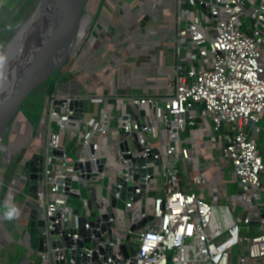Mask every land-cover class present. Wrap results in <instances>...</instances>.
<instances>
[{"label": "built area", "instance_id": "2783aa9c", "mask_svg": "<svg viewBox=\"0 0 264 264\" xmlns=\"http://www.w3.org/2000/svg\"><path fill=\"white\" fill-rule=\"evenodd\" d=\"M203 6L208 8L205 13ZM175 8L173 93L163 98L130 97L129 104L141 107L144 115L126 111L114 116L126 137L116 147L104 142L112 131L113 112L103 111L98 122L85 117V109L83 118L74 117L73 101H96L97 96L71 94L60 88L49 95V133L40 152L43 163L38 191L45 224L37 235L44 237L47 250L39 251L31 245L32 201L24 168L16 174L20 185L10 197L8 193L4 197L8 211L20 210L12 218L26 220L20 243L29 252L31 264H91L94 251L101 254L99 249L92 248V242L85 244L89 249L81 263L71 257L79 238V218L89 221L94 212L97 216L108 214L113 198L117 205L113 207L115 217L109 218V222L117 240L109 243L110 254L107 250L102 253L105 260L101 264H232L234 256L239 264H264V215L261 226L255 228L257 233L251 237L242 233L249 229V218L245 227L236 221L223 229L214 226L215 206L190 184H184L186 172L177 167L182 161L190 163L194 159L187 144V139H193H184L181 134L188 128V118L201 117L203 122L198 126L207 129L215 151L231 168L240 190L234 199L244 206V211H251L255 207L252 199L264 192V159L252 134L264 129L260 125L264 116V0H175ZM244 19L253 22L245 27ZM196 103L202 105L201 111L194 107ZM234 129L235 136L225 146L222 136ZM217 131L224 134L217 135ZM67 139L75 141L76 157L68 154ZM129 139L134 149L130 148ZM135 140L141 150L136 148ZM83 152L85 158H81ZM133 155L136 157L130 158ZM13 157L14 154L7 153L4 163ZM131 167L138 171L137 180L129 173ZM151 168L153 173L149 172ZM120 174L124 178H119ZM3 179L0 176V194ZM128 184L132 185V192L126 189ZM191 184L207 183L198 174ZM81 188L86 190L85 195ZM149 191L156 193L151 211L145 204ZM20 193L25 194L26 200L17 207L15 196ZM73 197L80 201L81 208ZM120 203L123 208H119ZM148 216L152 219L138 231H130L132 224ZM89 229L92 230L91 225L86 223V230ZM64 234L71 236L72 247L53 249L52 241L60 240ZM129 234L136 237L138 247L134 255L125 259L121 245H128ZM102 237L107 238V232ZM90 238L97 236L91 234Z\"/></svg>", "mask_w": 264, "mask_h": 264}, {"label": "crops", "instance_id": "0c3cea01", "mask_svg": "<svg viewBox=\"0 0 264 264\" xmlns=\"http://www.w3.org/2000/svg\"><path fill=\"white\" fill-rule=\"evenodd\" d=\"M87 5L81 35L79 34L77 54L69 60L66 69L62 68L58 77H55L58 89L60 88L63 92L88 93L98 97L96 101L86 100L85 102V112L87 104L90 107L85 114L88 119L93 118L98 122L103 111L113 112L112 131L104 142L116 147V144L123 142L126 137L118 129L114 116L126 111L144 115L141 107L129 104L130 97L152 95L163 98L173 93L176 78L173 42L176 27L175 0H93ZM19 8L15 9L19 10ZM2 19L0 27L8 28L9 20H5V15ZM46 97L44 112L38 119L37 128L30 122L28 116L21 114L10 129L9 148L12 150L5 152L0 149V156L3 153L5 157L7 153L10 156L14 154L12 161L8 159L9 164L4 163L5 159L0 163V171L5 170L0 172L4 180L13 161L19 159L17 161L20 164L25 163L36 153L42 152L45 147L49 133V122H47L49 95ZM30 106L32 108V105ZM260 125L264 127V116ZM189 130L193 132L188 138L193 140L187 139V144L194 159L190 163L187 161L180 163L182 170L186 172L183 176L184 184H190L196 193L201 194L215 206L214 226L226 228L233 222H238V214L244 211V206L234 199L240 193L236 178L229 165L218 155L209 141L207 129L201 126L198 129ZM198 130L204 131L205 136L195 135ZM252 134L258 142L264 159V129ZM69 141L74 140L67 139L66 143ZM128 142L130 148L134 149L132 140L129 139ZM73 143L72 150L76 152L77 146L75 141ZM226 170L231 172L230 180L225 179ZM16 174L12 176L13 179L16 178ZM198 174L203 175L206 185L191 184L193 177ZM12 178L5 191L9 197L14 193L12 192L14 188L18 187L13 186ZM10 187H12L11 190ZM229 189H234L237 193L234 194ZM258 196L262 200L261 193ZM17 203V207H20L21 202L17 201ZM256 203L252 211L263 209V201ZM7 212H9L8 209L5 213H0L2 216L0 217L2 264H31L29 252L23 249L20 243L23 226L19 230L16 219H7ZM252 228L249 226V229H245L244 235L249 234ZM232 264H239L236 256Z\"/></svg>", "mask_w": 264, "mask_h": 264}, {"label": "water", "instance_id": "95a60500", "mask_svg": "<svg viewBox=\"0 0 264 264\" xmlns=\"http://www.w3.org/2000/svg\"><path fill=\"white\" fill-rule=\"evenodd\" d=\"M90 0H40L37 8H41V5L45 3L47 5L48 15H52L54 18V24L52 29L47 32V34H53L55 31L59 33L58 42L56 45H50L48 38H43L42 44L40 47L41 50L36 58L30 60L28 63L20 64L19 66L9 67L6 72L0 74V147L3 150L10 149L6 146H3L4 139L8 138L10 129L12 128L15 120L19 114L23 113V106L28 101L29 96L34 93V90L39 86L47 83L50 79L58 75L59 71L67 65L69 60L76 56L77 50L79 47L78 39L83 24V18L86 14V6ZM209 1V0H204ZM213 2L215 0H212ZM49 2V3H48ZM203 12L205 13L208 8L203 6ZM253 22L251 19H244V26L248 27L249 23ZM51 26V25H50ZM51 28V27H50ZM184 65V62L181 64ZM6 84V85H5ZM84 107L85 101L75 100L71 104V108H76L75 118H83L84 116ZM194 107H197L199 111L202 110V105L196 103ZM143 114V113H142ZM194 121V124L190 122ZM203 122L201 117H196L195 119H187V127L189 129H198V124ZM223 127H221V130ZM237 130L234 129L230 132H226L223 136L225 146H229V140L233 139ZM217 141H220V138L216 137ZM136 148L142 149V147L134 141ZM57 153V152H56ZM85 152L82 153L81 158H85ZM136 157V155L131 156L130 158ZM150 161V159H149ZM42 163L43 155L41 153H36L31 159H27L24 169L27 172V177L29 180L28 186V196L30 197L31 204V214H30V232L33 235L31 240V245L34 249L39 251L47 250V247H44V237L37 236L39 232L44 230V222L41 219V207L39 205V182L42 179ZM89 164V161L87 162ZM138 163V161H137ZM77 169V165H76ZM129 173L138 179V171L131 167L129 168ZM153 168L149 170L150 173H153ZM64 174H66L65 169H63ZM119 178H124V175L120 174ZM118 182H121L119 179ZM62 188V187H60ZM68 188L66 187V190ZM126 189L129 192L133 191L132 185H126ZM93 195V200H96L95 189L91 190ZM75 196V195H72ZM263 196V197H262ZM77 197V196H75ZM260 196H257L255 199H252L253 206H256V202H264V192ZM117 205L116 198H113L112 206L108 208V214L102 216H95L89 221L86 218H79V229L78 234L79 238L76 241V248L71 252V257L77 262H82V256L88 251V247L85 244L92 242V248L99 249L101 254L99 255L94 251L91 264H101L105 258L104 253L108 251L110 254L112 249L109 243H114L117 240L115 232H113L112 225L109 222V218H114L113 207ZM89 207L92 209V200L89 201ZM77 213V211H75ZM264 215L263 209L258 210H245L238 214L237 221L239 223H245L246 219L249 218V226L253 228H258L261 226L260 219ZM152 219L151 216H148L147 219L139 221V223L132 224L130 226L131 232H136L141 228L144 223ZM86 223L91 225V229L86 230ZM100 228V229H99ZM108 237H102L103 233H106ZM91 234H95L97 238H90ZM127 243L121 245V252L124 255V258L127 259L131 255H134L136 252V237L132 234L127 235ZM71 236L64 234L60 240L52 241L51 246L53 249H69L72 246L70 242ZM64 252H62L63 254ZM103 253V254H102ZM58 254V253H57Z\"/></svg>", "mask_w": 264, "mask_h": 264}, {"label": "rangeland", "instance_id": "374dc122", "mask_svg": "<svg viewBox=\"0 0 264 264\" xmlns=\"http://www.w3.org/2000/svg\"><path fill=\"white\" fill-rule=\"evenodd\" d=\"M92 1L93 0H90L89 3H91ZM39 2H40V0H0V18H1L0 22H3L2 18L5 15L6 16L5 20L8 19L9 23H10V25H7L8 28L4 27V26H3V28L0 27V38L2 35V38L0 39V52L7 45V43L12 39V37L15 35V33H17L18 30L25 24V22L27 21L29 16H31V14L35 10V8L38 6ZM16 7L17 8L20 7L19 10H16L15 9ZM86 9H88V5L86 6ZM192 11H193V9H192ZM6 28H7V31H5ZM67 65H65L63 68L66 69ZM54 79L55 78H52L47 83L36 88L34 90V93H32L29 96L28 101L25 103V105L22 108L23 113L30 118V122L33 123L36 128L39 124L38 119H39V117L42 116V114L44 112L45 99L47 98L46 96L51 95L53 92H55L58 89L57 81L55 82ZM52 85L54 86L53 88H52ZM27 105H28V107H27ZM30 105H32V108ZM89 108L90 107L87 104L86 112H88ZM19 115H21V114H19ZM226 127L228 128V126H226ZM191 132H193V131H190L189 128H187L185 130V132H183L181 134L182 138L185 139V137H189ZM199 134H202V137L205 136L204 131L198 130V132L195 135H199ZM223 134H224V132L217 131V135H223ZM73 142L74 141L67 142L66 146L68 149V154L76 157L77 156L76 152H73V150H72V148L74 146ZM3 146H6L9 148V136H8V138L4 139ZM0 149H2V147H0ZM9 151H11V150H9ZM3 154H2V156H0V158H1L0 163L6 158L5 154L4 155ZM17 160H19V159H16L15 161H13L12 164L9 166V169L7 170V174L5 175L6 179L5 180L3 179L2 198H1V194H0V202H1L0 203V213H2V214L5 213L6 210L8 209L7 206L5 205V198L4 197L6 196L5 191L7 190V187L9 186L10 180H11L12 176L14 175V173L16 174V173L22 171V169L24 168L25 163H26V162L25 163L22 162L20 164V162H18ZM177 167L182 172L181 165L178 164ZM115 169L117 171L118 167H116ZM4 171L5 170L0 171V172L2 173ZM22 172L27 173L25 171V169H23ZM0 176H2V175H0ZM2 177L4 178V176H2ZM225 179L226 180L231 179V172L229 170H226ZM12 180H13V182L12 181L11 182L13 183V186H15V187L19 186L20 181L17 178H15V179L12 178ZM150 186H154V184H152ZM81 190H82V195H85L86 190L84 188H81ZM230 192H233L234 194L237 193V191H235L234 189H231ZM149 193L150 194H149L148 198H146V200H145V204L148 207V211H151L152 204H153V198H154L155 193L153 191H149ZM15 198H16V201L22 202V203L26 200L25 194H23V193L16 195ZM71 199L74 200L75 202H78L79 208H81L80 201L78 199H76L74 197ZM123 207H124V204L120 203L119 208H123ZM17 213L20 214V210H18ZM96 215H97V212H94L90 218L93 219ZM0 217L2 218V216H0ZM17 223L19 224V230L22 229V226L25 227V224H27L26 220L21 221L20 218H18ZM241 226L245 227V225L243 223H241ZM244 232H245V229L242 231V233L244 234ZM256 233H257V229L252 228L251 232L249 234H246V235L251 237ZM235 253H236V250H235ZM68 255L70 256V254H68ZM0 256H1V252H0ZM2 262H3V260L0 259V264H2Z\"/></svg>", "mask_w": 264, "mask_h": 264}, {"label": "bare ground", "instance_id": "6f19581e", "mask_svg": "<svg viewBox=\"0 0 264 264\" xmlns=\"http://www.w3.org/2000/svg\"><path fill=\"white\" fill-rule=\"evenodd\" d=\"M47 5L43 3L41 8L36 7L25 24L0 52V74L6 72L9 67L25 64L36 58L42 48L40 46L43 38L51 39L50 45L57 44L59 33L55 31L52 35L47 34L54 24V17L47 13Z\"/></svg>", "mask_w": 264, "mask_h": 264}, {"label": "clouds", "instance_id": "9594fccd", "mask_svg": "<svg viewBox=\"0 0 264 264\" xmlns=\"http://www.w3.org/2000/svg\"><path fill=\"white\" fill-rule=\"evenodd\" d=\"M14 212H17L16 209H13L6 213L7 218L11 219L13 217Z\"/></svg>", "mask_w": 264, "mask_h": 264}, {"label": "trees", "instance_id": "16d2710c", "mask_svg": "<svg viewBox=\"0 0 264 264\" xmlns=\"http://www.w3.org/2000/svg\"><path fill=\"white\" fill-rule=\"evenodd\" d=\"M56 77H58V76L56 75ZM56 77H55V79H54L55 82H56V80H57ZM53 87H54V86L52 85V88H53ZM2 193H3V191H2ZM2 193H1V198H2ZM0 203H1V202H0Z\"/></svg>", "mask_w": 264, "mask_h": 264}]
</instances>
